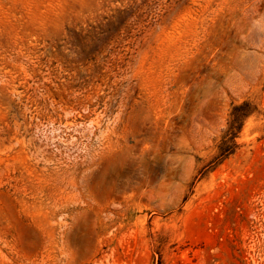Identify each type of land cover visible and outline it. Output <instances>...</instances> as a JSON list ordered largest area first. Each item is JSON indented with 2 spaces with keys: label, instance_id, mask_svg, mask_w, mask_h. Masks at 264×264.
I'll return each mask as SVG.
<instances>
[{
  "label": "rangeland",
  "instance_id": "374dc122",
  "mask_svg": "<svg viewBox=\"0 0 264 264\" xmlns=\"http://www.w3.org/2000/svg\"><path fill=\"white\" fill-rule=\"evenodd\" d=\"M0 264H264V0H0Z\"/></svg>",
  "mask_w": 264,
  "mask_h": 264
}]
</instances>
